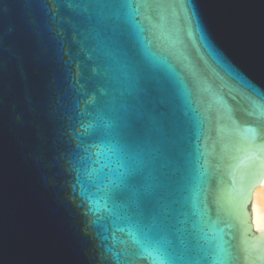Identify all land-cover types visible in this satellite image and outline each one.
Returning a JSON list of instances; mask_svg holds the SVG:
<instances>
[{
	"label": "water",
	"instance_id": "1",
	"mask_svg": "<svg viewBox=\"0 0 264 264\" xmlns=\"http://www.w3.org/2000/svg\"><path fill=\"white\" fill-rule=\"evenodd\" d=\"M92 8L0 0V264H145L88 159L99 151L90 147L99 113L89 101L102 86L96 34L85 24ZM145 15L144 45L161 61L153 87L190 159L203 153L212 221L219 211L201 244L222 242L229 264H264V231L251 223L253 188L264 180V0H163ZM129 47L139 55L134 38Z\"/></svg>",
	"mask_w": 264,
	"mask_h": 264
},
{
	"label": "snow or ice",
	"instance_id": "2",
	"mask_svg": "<svg viewBox=\"0 0 264 264\" xmlns=\"http://www.w3.org/2000/svg\"><path fill=\"white\" fill-rule=\"evenodd\" d=\"M57 3L58 0H51ZM163 0H89L93 5L85 24L96 34V51L102 58L99 95L89 103L99 113L92 131L98 147V180L113 213L135 233L137 256L145 264H229L223 243L204 246V226L211 220L204 188L208 176L203 153L193 162L183 139L177 138L170 104L153 87L152 71L160 59L144 45L140 19ZM187 11V9H186ZM192 15H189L191 23ZM195 34V29L189 33ZM129 38L141 46L139 55ZM203 47L235 79L256 91L229 65H225L203 36ZM177 87H183L174 72ZM195 164V168H193ZM193 171L196 175L193 176ZM190 225L191 230L187 227ZM215 238V237H214ZM222 241V237L220 238ZM193 253L201 254L200 260ZM117 264H129L117 260Z\"/></svg>",
	"mask_w": 264,
	"mask_h": 264
},
{
	"label": "bare ground",
	"instance_id": "3",
	"mask_svg": "<svg viewBox=\"0 0 264 264\" xmlns=\"http://www.w3.org/2000/svg\"><path fill=\"white\" fill-rule=\"evenodd\" d=\"M251 223L255 230L264 231V180L253 188Z\"/></svg>",
	"mask_w": 264,
	"mask_h": 264
}]
</instances>
